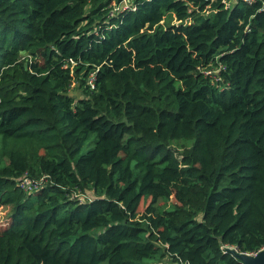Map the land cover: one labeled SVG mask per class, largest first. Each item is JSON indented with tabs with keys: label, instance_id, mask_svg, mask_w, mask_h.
<instances>
[{
	"label": "trees",
	"instance_id": "1",
	"mask_svg": "<svg viewBox=\"0 0 264 264\" xmlns=\"http://www.w3.org/2000/svg\"><path fill=\"white\" fill-rule=\"evenodd\" d=\"M0 206V264L263 249L264 0H0Z\"/></svg>",
	"mask_w": 264,
	"mask_h": 264
},
{
	"label": "rangeland",
	"instance_id": "2",
	"mask_svg": "<svg viewBox=\"0 0 264 264\" xmlns=\"http://www.w3.org/2000/svg\"><path fill=\"white\" fill-rule=\"evenodd\" d=\"M126 8H127V6L123 5V6H119L117 10L120 12V11L125 10ZM163 23H164V25H165V24H168V23H170L171 25H172V24H176V21H175V19H174L173 14H168V15H167V18H166V22L164 21ZM69 93H70L74 98H75V97L77 98V96L81 97V93L76 89L75 84H72ZM90 147H91L90 142H87V143L84 145V147H83V152H82V153H84V152H85L86 150H88ZM148 202H149V201H147L145 204H143V205H141V206L139 207V213H142V212L145 210L146 205L148 204ZM162 204H163V203H162L161 201L158 203V205H162ZM9 225H10V219H9V208H8V207H1V206H0V230H3V229H5V228L9 227Z\"/></svg>",
	"mask_w": 264,
	"mask_h": 264
},
{
	"label": "water",
	"instance_id": "3",
	"mask_svg": "<svg viewBox=\"0 0 264 264\" xmlns=\"http://www.w3.org/2000/svg\"><path fill=\"white\" fill-rule=\"evenodd\" d=\"M241 264H264V248L252 254L240 253L236 249H226Z\"/></svg>",
	"mask_w": 264,
	"mask_h": 264
},
{
	"label": "built area",
	"instance_id": "4",
	"mask_svg": "<svg viewBox=\"0 0 264 264\" xmlns=\"http://www.w3.org/2000/svg\"><path fill=\"white\" fill-rule=\"evenodd\" d=\"M245 2H248V3H251V2H253L254 0H244ZM125 6H127V7H129L128 5H125ZM127 9V8H126ZM125 9V10H126ZM206 74H210V72H207ZM89 84L91 85V87H93V85H92V77H91V79H90V81H89ZM37 185H33V183L29 180V179H27V178H24V180L22 181V183H21V187L24 189V190H26V191H29V190H31L32 189V187L33 188H35ZM252 255H254V254H252Z\"/></svg>",
	"mask_w": 264,
	"mask_h": 264
}]
</instances>
